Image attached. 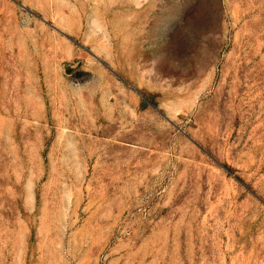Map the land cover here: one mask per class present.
Listing matches in <instances>:
<instances>
[{
    "label": "rangeland",
    "instance_id": "374dc122",
    "mask_svg": "<svg viewBox=\"0 0 264 264\" xmlns=\"http://www.w3.org/2000/svg\"><path fill=\"white\" fill-rule=\"evenodd\" d=\"M0 264H264V0H0Z\"/></svg>",
    "mask_w": 264,
    "mask_h": 264
}]
</instances>
